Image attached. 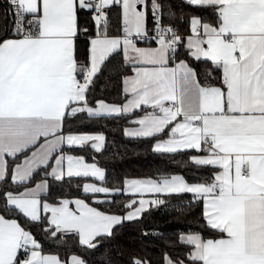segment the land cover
I'll return each instance as SVG.
<instances>
[{"label":"snow or ice","instance_id":"snow-or-ice-1","mask_svg":"<svg viewBox=\"0 0 264 264\" xmlns=\"http://www.w3.org/2000/svg\"><path fill=\"white\" fill-rule=\"evenodd\" d=\"M121 119L188 175L110 181ZM0 264H264V0H0Z\"/></svg>","mask_w":264,"mask_h":264},{"label":"trees","instance_id":"trees-1","mask_svg":"<svg viewBox=\"0 0 264 264\" xmlns=\"http://www.w3.org/2000/svg\"><path fill=\"white\" fill-rule=\"evenodd\" d=\"M108 95V93H106ZM111 95H114L112 92ZM111 95L109 98H111ZM103 126L85 127V131H103L107 135V145L105 146L103 155L97 154L100 166L105 167L108 172L109 180L113 175L122 176L127 173L131 177H148L156 175V170L172 171L188 175L183 167L186 157L172 156L170 158H161L152 154L149 149L150 140L125 139L122 135L123 127L127 126L125 121L109 120L107 122H99ZM115 141V143H113ZM77 155H85L91 162V150L76 152ZM190 178V177H189ZM177 202L174 200L173 205ZM108 207V205H103ZM182 214L176 210V207H161L159 210H153L150 217L146 218L144 223L152 228H159L165 234L172 233L178 227H182ZM136 225H128L125 231L118 235L116 243L121 247H128L133 243L135 237L139 236ZM157 243H160L159 241Z\"/></svg>","mask_w":264,"mask_h":264},{"label":"crops","instance_id":"crops-1","mask_svg":"<svg viewBox=\"0 0 264 264\" xmlns=\"http://www.w3.org/2000/svg\"><path fill=\"white\" fill-rule=\"evenodd\" d=\"M128 127H132V125H127Z\"/></svg>","mask_w":264,"mask_h":264}]
</instances>
